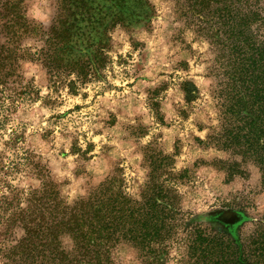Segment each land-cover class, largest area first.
Segmentation results:
<instances>
[{
    "label": "rangeland",
    "instance_id": "rangeland-1",
    "mask_svg": "<svg viewBox=\"0 0 264 264\" xmlns=\"http://www.w3.org/2000/svg\"><path fill=\"white\" fill-rule=\"evenodd\" d=\"M16 1L28 19L49 30L59 0ZM150 2L155 16L147 26L113 30L99 77L50 75L36 58L40 36L17 39L34 57L20 60L15 74L7 62L0 65L6 75L0 82V246L22 235L9 222L40 185L32 161L47 165L68 203L112 175L123 180L127 195L142 199L154 169L181 211L158 264H190L191 225L238 242L264 228L258 165L209 138L223 120L225 76L216 46L204 24L182 13V2ZM8 30L1 20L0 44L11 36ZM63 243L71 245L67 238ZM112 255L120 264H157L130 242Z\"/></svg>",
    "mask_w": 264,
    "mask_h": 264
},
{
    "label": "trees",
    "instance_id": "trees-1",
    "mask_svg": "<svg viewBox=\"0 0 264 264\" xmlns=\"http://www.w3.org/2000/svg\"><path fill=\"white\" fill-rule=\"evenodd\" d=\"M176 1L182 2L184 15L204 24L201 30L216 46L224 68L219 89L223 120L209 138L250 157L264 185V0ZM153 16L150 0H59L53 24L44 30L26 17L18 1L9 0L0 5V21L5 19L11 34L0 44V65L7 62L15 74L20 60L34 57L17 39L40 36L44 44L36 58L50 75L99 77L109 60L113 30L147 26ZM4 77L0 75V82ZM32 164L40 185L30 190L26 208L9 222L22 235L1 244L0 264H120L112 251L122 242L160 262L164 243L180 225L181 211L172 199L173 189L154 169L147 181L150 193L142 199L127 195L123 180L112 175L86 197L68 203L47 165ZM187 231L190 264H264V228L239 242L194 225ZM64 238L70 240L69 248Z\"/></svg>",
    "mask_w": 264,
    "mask_h": 264
}]
</instances>
